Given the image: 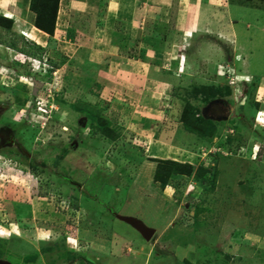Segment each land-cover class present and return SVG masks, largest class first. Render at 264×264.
I'll use <instances>...</instances> for the list:
<instances>
[{
    "label": "rangeland",
    "instance_id": "rangeland-1",
    "mask_svg": "<svg viewBox=\"0 0 264 264\" xmlns=\"http://www.w3.org/2000/svg\"><path fill=\"white\" fill-rule=\"evenodd\" d=\"M135 1L116 19L108 0H60L54 33L22 43L0 29V262L264 264V86L257 106L246 93L262 81L226 46L210 69L205 43L222 33L177 26L195 1ZM225 83L232 95L206 102L202 87ZM186 106L213 135L185 125ZM158 159L212 169L164 186Z\"/></svg>",
    "mask_w": 264,
    "mask_h": 264
},
{
    "label": "crops",
    "instance_id": "crops-1",
    "mask_svg": "<svg viewBox=\"0 0 264 264\" xmlns=\"http://www.w3.org/2000/svg\"><path fill=\"white\" fill-rule=\"evenodd\" d=\"M108 1L109 9L111 8V11H109L107 16L109 18L112 17L116 19H119L121 12L123 14H127L126 12L130 11L129 8L134 7L136 4L135 0ZM193 1H195V8L191 9L189 14L185 15L187 17V21L185 23H182V18H184L185 16H179V18H177V21L179 22L177 23V26H179L180 29H186L188 24H190V26H188V30L191 31V34H193L192 32H194L195 29L205 30L208 28H217V30L222 34L219 36L216 35V37L211 36V39L213 41L209 40L208 43H205L204 51L205 53H207V51L210 52L212 56L210 58L213 61L208 63L210 64L208 66H210V69L212 68L214 59H219L221 61L220 58L223 51V49L221 50V47L226 46V50L233 51V53H236L235 56H241V60L237 59L238 57H234V61L236 62H234L235 68L237 69V72H240V76L250 75L253 80L256 78L261 79L262 82L259 81L260 86L257 90V92H259V90H261L260 87L264 86V76H256L258 74L250 70L249 67L254 63H257L261 67L264 63L263 51L259 49V46L255 45L254 47H252L253 43L257 44V39L263 40L264 38V0ZM9 2L10 3L5 2L8 5H1L0 3V14L6 16L7 13H9V15H7L8 18L13 20V27L11 29V32L9 30V33H16V36L19 39L18 41L20 43H22L23 38H28L27 35H24V33L26 34V31L28 34H30L29 36L32 37L34 34H36V31H33L34 29L38 30L39 32L45 33V31L37 28L34 23L29 20L28 12L30 0H14V2L10 0ZM200 8H202V10H200ZM2 28L4 27L0 26V29ZM32 37H29V40L32 39ZM245 43H251V47L246 45ZM239 60H243V62L239 63ZM0 62L2 63V60H0ZM186 62L187 61H185L183 65H185ZM241 64L243 65L241 66Z\"/></svg>",
    "mask_w": 264,
    "mask_h": 264
},
{
    "label": "trees",
    "instance_id": "trees-1",
    "mask_svg": "<svg viewBox=\"0 0 264 264\" xmlns=\"http://www.w3.org/2000/svg\"><path fill=\"white\" fill-rule=\"evenodd\" d=\"M59 3L60 0H30V10L34 13L35 16L33 21L34 25L49 34H53L56 27ZM0 26L5 27L7 30H11L13 27V21L12 19L5 16H0ZM247 84L248 92L246 93L247 95H249V101L247 104L254 103L255 106L259 105L260 102L256 99L255 96L257 87L254 89L253 86H249L250 83ZM210 86L211 87H208V85L202 87V92L207 96L206 102H209L210 99H214L215 96H219L220 98L225 99L227 98V96L232 95V88L228 83L215 84ZM254 91L256 92L254 93ZM197 93L199 94V87L195 86L193 94L196 95ZM192 107L193 106L185 107L183 115L181 116L182 121L193 132L200 133L205 136L213 135L216 129L215 121L211 118H207L205 114H202V112H194V108ZM158 160L160 161V165L158 167L159 170L156 174V180L162 182V185L164 186L168 183V179L171 177V175L175 173L191 175L193 172H195V175L198 177V179L202 180L204 174L212 169L211 166H200L197 170L194 171L193 165L191 163H184L175 159ZM213 178L214 177H212V181Z\"/></svg>",
    "mask_w": 264,
    "mask_h": 264
},
{
    "label": "water",
    "instance_id": "water-1",
    "mask_svg": "<svg viewBox=\"0 0 264 264\" xmlns=\"http://www.w3.org/2000/svg\"><path fill=\"white\" fill-rule=\"evenodd\" d=\"M213 106V107H212ZM212 109V112L218 115L220 114H224L226 112V107H223L221 105H218L217 103H212V105L209 107ZM209 112V111H208ZM231 112L229 111L227 114L229 115ZM127 221H129L133 226H135L137 229H139L143 235L146 237V239H151L153 237V235L155 234L156 230L154 228H149L147 227L143 222L130 217V218H126ZM0 264H10V263H6V262H0Z\"/></svg>",
    "mask_w": 264,
    "mask_h": 264
},
{
    "label": "clouds",
    "instance_id": "clouds-1",
    "mask_svg": "<svg viewBox=\"0 0 264 264\" xmlns=\"http://www.w3.org/2000/svg\"><path fill=\"white\" fill-rule=\"evenodd\" d=\"M5 17H7L8 18V16L6 15ZM24 35H26L25 33H24ZM235 57H241L240 55H236ZM229 68H231V69H235L234 68V66H233V68L230 66V65H227ZM219 69L217 70V74H218V76H222L223 75V67L221 66V65H218L217 66ZM54 71H52V73H53ZM236 72V71H235ZM232 73H233V71H232ZM237 76V75H236ZM243 77V76H242ZM247 77V76H246ZM244 78V80H249V79H247V78H245V77H243ZM249 78H251V80H253L252 79V77H250L249 76ZM237 79V78H236ZM241 79V78H240ZM239 79H237V81H238ZM251 80H249V81H251ZM248 83H250V82H248ZM256 99L259 101V102H261L260 101V99H259V97H257V95H256ZM262 111V110H261ZM264 111V110H263Z\"/></svg>",
    "mask_w": 264,
    "mask_h": 264
},
{
    "label": "flooded vegetation",
    "instance_id": "flooded-vegetation-1",
    "mask_svg": "<svg viewBox=\"0 0 264 264\" xmlns=\"http://www.w3.org/2000/svg\"><path fill=\"white\" fill-rule=\"evenodd\" d=\"M223 106H224V104H223ZM225 106L227 107V108H226V112H225V114H227V113L229 112V109H228V106H227V105H225ZM212 107H213V106H212ZM212 107H211L210 109H208V111H209L208 113L215 114V113L212 112V109H213ZM28 118H29V117H28ZM8 130H10V129H8Z\"/></svg>",
    "mask_w": 264,
    "mask_h": 264
},
{
    "label": "built area",
    "instance_id": "built-area-1",
    "mask_svg": "<svg viewBox=\"0 0 264 264\" xmlns=\"http://www.w3.org/2000/svg\"><path fill=\"white\" fill-rule=\"evenodd\" d=\"M45 62V61H44ZM45 65H47L46 63H44ZM38 66H39V64H38ZM48 66V65H47ZM38 68V67H37ZM233 81V80H232ZM233 83V82H232ZM38 110L39 111H42V110H44L41 106L40 107H38Z\"/></svg>",
    "mask_w": 264,
    "mask_h": 264
}]
</instances>
